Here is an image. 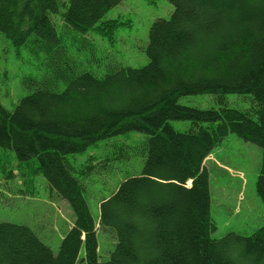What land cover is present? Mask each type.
Instances as JSON below:
<instances>
[{
	"label": "trees",
	"instance_id": "trees-1",
	"mask_svg": "<svg viewBox=\"0 0 264 264\" xmlns=\"http://www.w3.org/2000/svg\"><path fill=\"white\" fill-rule=\"evenodd\" d=\"M121 1L0 0V33L17 53L44 58L42 75L23 79L30 93L12 111L0 104V149L20 166L33 164L31 175H41L74 216L56 254L27 226L0 222V264H264V225L247 237H211L204 165L228 134L258 146L255 190L264 206V0H167L173 12L151 24L144 67L77 73L55 19L66 33L111 38L121 23L101 18ZM203 94H213L218 109L178 104ZM227 94L249 95L252 108H228ZM170 121L190 127L179 132ZM130 132L145 139L115 144L103 163L141 157L143 168L99 204V229L115 240L101 262L84 189L71 175L88 177L95 158L76 170L67 157ZM13 172L3 171L4 179ZM24 183L30 193L34 179Z\"/></svg>",
	"mask_w": 264,
	"mask_h": 264
},
{
	"label": "rangeland",
	"instance_id": "rangeland-1",
	"mask_svg": "<svg viewBox=\"0 0 264 264\" xmlns=\"http://www.w3.org/2000/svg\"><path fill=\"white\" fill-rule=\"evenodd\" d=\"M172 12L173 6L167 0H122L101 18V21L117 20L121 23L111 38L102 37L92 30L86 34L74 30L66 33L58 18L55 22L64 46L74 60V70L101 76L110 64L144 67L148 62L144 49L151 24L157 19L168 20ZM43 59L42 56L31 58L24 50L17 53L0 33V104L6 110L12 111L30 93L24 87L23 79L41 76ZM223 100L228 108L241 111L252 108L249 95L227 94ZM178 104L202 110L218 109L213 94L181 97ZM169 125L176 131L184 132L189 129L190 122L170 121ZM144 139V135L130 132L97 142L82 154L67 157L76 170L85 165L90 156L95 158V170L88 177H82L77 171L71 172V175L84 189L87 206L96 224L97 254L101 262L109 259L115 240L99 229V204L109 198L122 181L140 176L144 163L141 157L109 161L106 165L103 161L114 153L115 144L135 146ZM261 156L258 146L228 134L205 159L210 218L216 227L211 234L213 239H220L228 233L247 237L264 225V206L255 190ZM32 166H20L13 151L0 149V222L27 226L56 254L61 240L72 227L74 216L68 203L50 192L41 175H31ZM19 169L24 172L25 178L34 179L30 193L26 191L29 187ZM10 170L14 171L13 177L4 179L3 171L7 173ZM83 256L81 249L79 259Z\"/></svg>",
	"mask_w": 264,
	"mask_h": 264
}]
</instances>
